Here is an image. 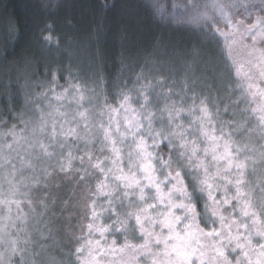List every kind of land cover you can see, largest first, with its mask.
I'll return each mask as SVG.
<instances>
[{"label":"snow or ice","instance_id":"6c2138e0","mask_svg":"<svg viewBox=\"0 0 264 264\" xmlns=\"http://www.w3.org/2000/svg\"><path fill=\"white\" fill-rule=\"evenodd\" d=\"M191 9L190 23L223 39L238 99L247 104L241 110L243 120H220V109L212 111L208 97L195 103L196 93L192 105L183 107V95L176 101L170 88L155 91L163 77L139 84V107L132 104L137 97L121 91L118 105L105 103L95 125L89 109L70 117L59 107L48 105L51 110L45 112L37 106L39 119L31 127L24 122L19 131L13 125L0 133V264H14L16 257L19 264H37L28 223L43 213L36 212L31 194L42 183L47 187L53 169L78 172L84 182L100 177L94 191L86 185L84 197L90 210L87 234L99 238H88L75 249L77 264H134L141 259L149 264H264V15L259 14L264 13V0H207L203 6L191 4ZM253 13L255 19L248 23ZM11 39L10 31L5 44ZM237 48L248 59H234ZM136 79L141 81L143 74ZM74 90L80 95L73 99L82 107L87 99L83 89ZM68 91L55 99L62 100ZM227 110L225 105V114ZM184 115L190 117L187 125ZM241 133L242 139H236ZM69 137L76 143L69 144ZM105 149L109 155H95ZM77 150L81 155H75ZM77 160L81 167L74 169ZM249 173L258 177L255 185ZM188 179L206 197L203 212L193 202ZM39 204L48 208L43 199ZM102 217L110 223H102ZM137 239L141 242L134 243Z\"/></svg>","mask_w":264,"mask_h":264},{"label":"trees","instance_id":"16d2710c","mask_svg":"<svg viewBox=\"0 0 264 264\" xmlns=\"http://www.w3.org/2000/svg\"><path fill=\"white\" fill-rule=\"evenodd\" d=\"M206 2L0 0V131H8L13 125L19 131L25 127L24 122L31 127L39 119L37 106L48 112L51 110L48 105L59 107L70 117L89 109L95 125L101 119L98 113L105 103L113 107L118 105L121 91H130L133 97H137L132 104L139 107L141 101L135 89L140 83H147L148 80L155 83L161 77L164 83L157 85L155 91L170 88L174 93L171 99L176 101H180L183 95V107L192 105V95L196 93L195 103L198 105L201 98L208 97L209 108L212 111L220 109V120H243L241 110L247 104L238 99L240 91L235 87L237 80L227 59L223 39L210 35L203 25L190 23L187 19L191 14V4L203 6ZM256 14L253 13L247 22L251 23ZM10 31L14 39L5 44L4 37ZM233 58L246 60L248 54L244 49L237 48ZM140 73L143 79L137 81V74ZM74 86L83 89V95L87 98L82 107L77 106L73 99L80 95ZM53 88L54 92L51 90ZM46 89L45 95H38L45 93ZM65 89H69L67 95L57 101L55 96ZM150 97L154 99L155 93H150ZM225 105L228 106L226 114ZM161 106L156 105L157 108ZM182 119L187 125L190 117L184 115ZM104 120H107V116ZM254 122L249 123L248 127H252ZM80 130L83 131V121H80ZM243 135L238 134L235 138L242 139ZM253 139L259 145V139ZM68 143L75 144L76 141L69 137ZM94 147L99 148V144ZM83 148L81 143L80 149ZM67 150L65 148V153ZM162 151L167 154L168 150L165 147ZM76 152L81 154L79 150ZM95 155L103 158L109 153L105 149L103 153L96 152ZM52 171L59 172L55 169ZM74 178L79 180L80 176ZM99 178L97 174L95 179L78 181L76 192L73 186L75 180L68 176L58 180L54 187L48 184L45 187L42 183L32 190V194L41 192L48 205L47 209H36L37 213L42 212L43 215L31 217L28 223L32 241L30 249L32 253H37L34 256L37 264H77L75 249L88 238H99L98 234L91 237L87 234L90 210L84 221L76 218L73 212L78 215L79 199L87 191L85 186L91 185L94 191L96 179ZM248 178L253 185L258 179L251 173ZM82 182L85 183L83 186L80 185ZM187 182L189 191L193 193V202L203 212L206 197L199 193L191 179ZM83 188L86 189L82 191ZM256 195L259 196V188ZM64 215H71L68 217L78 223L67 224L62 220ZM57 218L62 221L57 222ZM101 222L108 224L110 219L102 217ZM112 238L108 236L109 241ZM117 239L123 243L122 235L117 234ZM133 242L140 243L141 240ZM54 259L56 263L52 261ZM253 259H256L255 254ZM14 264H19L18 257L14 258ZM134 264L149 262L141 259Z\"/></svg>","mask_w":264,"mask_h":264},{"label":"rangeland","instance_id":"374dc122","mask_svg":"<svg viewBox=\"0 0 264 264\" xmlns=\"http://www.w3.org/2000/svg\"><path fill=\"white\" fill-rule=\"evenodd\" d=\"M4 132H7V131H0V133H4ZM0 142H4L3 140H0ZM75 155H77V156H79V155H81V154H78L77 152H75ZM73 164H74V169H79L80 167H81V165L79 164V161L77 160V161H74L73 162ZM58 173V174H57ZM65 176L67 177H71L72 179H74L75 180V182L73 183V186H74V191L76 192L77 191V186H76V184H77V182L78 181H80V178H79V180H76L74 177H78L79 176V173L78 172H75V171H72V172H68V173H60V172H53V175H52V177L47 181V184L48 185H52L53 187L56 185V183L58 182V180H60L61 178H65ZM81 182V181H80ZM83 183V182H82ZM85 183H83V184H80V185H84ZM86 187V186H85ZM86 188H83L82 189V191L83 190H85ZM86 194V193H85ZM85 194H82V196L80 197V199H79V204H78V215H77V213L75 212V211H73L75 214H76V218H78L80 221H84V219H86V217L88 216V209L86 208V204L88 203V200L87 199H85L84 197H85ZM31 199L33 200V202H34V207H35V209H39V208H42V207H40V204H39V201L41 200V199H43L44 200V202H47V200H46V198L43 196V194L41 193V192H38V193H36V194H31ZM23 208H24V211L25 210H28V206H27V204L25 203L24 205H23ZM81 212H84V213H82L81 214ZM68 216H71V215H67V216H63V221H65L67 224L68 223H71V222H74V223H78V222H76L75 220H73V219H71V218H69ZM59 218V217H58ZM58 218H57V222H61L62 220L60 219L59 221H58ZM72 218H74V216L72 217ZM79 224H80V222H79ZM39 238H41V237H39ZM64 241H65V238L63 239ZM32 244V243H31ZM51 260V259H50ZM53 262H55L56 263V261H55V259L54 260H52ZM58 264V263H57Z\"/></svg>","mask_w":264,"mask_h":264}]
</instances>
